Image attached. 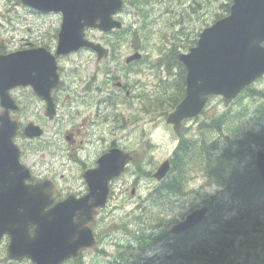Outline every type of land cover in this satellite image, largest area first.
Here are the masks:
<instances>
[{"label":"rangeland","instance_id":"rangeland-1","mask_svg":"<svg viewBox=\"0 0 264 264\" xmlns=\"http://www.w3.org/2000/svg\"><path fill=\"white\" fill-rule=\"evenodd\" d=\"M231 1L143 0L142 6L147 15L145 20L147 24L146 31L150 33V36L139 37L135 39L134 43L127 35L124 41H122L123 47L118 51V55L121 58L127 53L130 54L133 52L132 47H140L145 42L147 43L143 53L146 60L157 59L160 55L158 47L163 43L168 48H172V45H174L176 46V51L186 52L190 47L195 45L198 34L202 29L228 16ZM120 14L125 31H128L129 26L130 32L142 29V19L136 15L134 9L129 7V4H125ZM60 22V14L39 13L23 6L20 0H0V54L31 48L37 45L55 48ZM85 34L88 39L99 42L102 45L107 40L112 39L110 35H103L93 29L86 31ZM83 62L87 63L88 69L84 68V73L80 74L78 71ZM63 66L65 85L59 95L58 117L55 122L51 123L45 118L41 101L33 96L29 88H20L13 91L14 97L21 103V110L16 115L17 120L21 124L34 122L45 125L46 134L43 140L47 141V147L50 150H54L57 147L60 149L66 147V142L63 139L65 130L79 127L78 125L81 120L85 119L86 124L83 127L84 136L81 137L84 141V149H80L79 152L86 159V162L88 160L92 161L97 156L98 148L100 151L104 150L114 139L122 145H126L127 137L128 147L137 151V159L140 160V166L146 172L154 171L162 160L172 155L176 148L175 134L163 121H158L154 126L147 125L145 122L149 123L147 119L148 115L137 104H131V109H129L128 106H123L122 103H118L117 106H109L106 103L109 94L113 93L116 96H120L111 85L105 86L104 84L106 83V79L113 77L122 80L124 77L122 71L123 63L110 60L96 62L94 56L87 51H83L75 56H67L63 61ZM141 67L142 71L140 73L128 77V86L130 87L132 97H136L142 92H147L148 95L154 90L158 92L156 89L158 76L155 69L149 71L145 63ZM133 68L134 66L128 68L130 74H132L131 70ZM99 69L105 71L106 74L98 73ZM162 69L163 71L161 70L159 75L160 80L164 81L167 78L169 81L164 90L163 85H161L160 90V94L163 96L162 102L164 101L163 106H165V101L169 100L172 94L169 92L175 88V82L178 80V69L171 65L170 71L172 75L169 72H164V65H162ZM92 75L95 76L96 86H99L103 90V93L100 95L97 91H94L88 97H83V99L87 100V104L81 105V96L78 94L74 82L81 76L90 78ZM67 87L74 91L68 99L65 98V95L68 93ZM250 87L251 90L264 91V77L256 80ZM235 101L225 103L221 97H212L199 118L185 123L184 133L187 135V138L197 134L198 122H202L206 118L209 121L211 117L220 114L228 108H231L232 111L238 110V105ZM157 105L161 106L162 103L159 102ZM242 106L246 108L244 113L246 121L251 123L256 118H259L264 122V100L258 97L250 98L244 94ZM129 112L131 117H140V121L128 126ZM155 118L156 114L151 115V119L154 120ZM210 134L209 138H211ZM219 137L225 140L228 137V133L223 131ZM240 142L242 143V147L238 156L240 159H238L237 168L241 171L244 162H249L251 160L250 156L256 151L247 146V137L244 138V141ZM18 143L24 148V157L32 160L30 164L37 178L47 177L56 180L63 175L70 177L76 182L75 177L79 175L77 163L69 161L67 154L61 152L46 157L43 155L38 156L34 154V143L29 142L23 136L18 139ZM220 144H224V141H219L217 145ZM233 147L236 148V145H233ZM247 148H249V151ZM245 151L249 153H245ZM241 153H243L242 158ZM226 154L229 153L226 152ZM222 172L224 174L223 177H226V170ZM250 172L251 170L243 172L249 181L252 175ZM248 180L245 179L249 186L256 187L253 182L250 181V183ZM236 182H239L238 178ZM212 185L214 183L209 181L202 173H193L188 177L183 187V195L181 189H179V193L177 194H169V199L174 201L171 214L174 210L178 209L180 202L200 195L201 189ZM72 187L77 189L76 184H73ZM132 187L135 188V191L131 196L130 191ZM155 187H157V183L151 177L138 178L132 171L131 166L129 167L128 174L116 180L112 187L110 186L111 191L108 196L107 205L98 217V221L100 218L104 220L100 224H96L95 222L92 226V229L100 240L98 250L104 251L106 255L99 256L96 252H83L81 256L84 255V264H113L111 262L116 247L123 252L128 242L130 243L135 238L133 234L129 237L126 236L118 227L121 225H128L130 228L136 227V221H132L133 216L139 213L136 208L143 199L149 196ZM59 195L64 194L56 189L55 198L58 199ZM166 222L168 221L163 223ZM113 224L117 228H114V231H108V227ZM137 230H141V228L138 227ZM149 231L146 230V232ZM153 232L149 233L152 237ZM7 243L8 239L4 238L0 245V264H30L28 260L19 262L10 261L6 255ZM133 244L130 243V246L135 248L137 242ZM144 247L147 248L148 245H144ZM127 253L125 252V254ZM174 262L173 260L172 264ZM71 263L75 264L74 261H70L67 264ZM118 263H120L119 260L116 264Z\"/></svg>","mask_w":264,"mask_h":264},{"label":"water","instance_id":"water-1","mask_svg":"<svg viewBox=\"0 0 264 264\" xmlns=\"http://www.w3.org/2000/svg\"><path fill=\"white\" fill-rule=\"evenodd\" d=\"M20 1L39 12L61 14L56 56L83 47L100 52L98 45L84 39V31L96 28L109 32L121 27L113 15L120 11L122 0ZM263 42L264 0H233L230 15L205 29L188 53L177 56L187 74L185 97L166 119L174 131L179 130L183 119L201 111L208 95L233 98L263 74ZM103 55L105 53L100 57ZM139 58L140 54L135 53L128 62ZM56 71L55 57L45 48L0 55V106L3 109L0 113V237L5 233L10 235V258L26 256L35 264H60L64 259L76 257L81 249L94 246L92 231L86 226L94 214L91 209L105 205L108 182L119 174L124 163L116 157L117 151L103 156L100 170L88 178V195L81 201L68 199L47 211L51 202L50 184H25L30 176L28 169L19 162V149L13 141L18 126L11 120L10 111L17 107L10 90L31 87L34 94L46 100V114L52 119L54 109L49 94L59 84ZM24 134L38 137L41 131L28 124ZM115 161L118 166L113 163ZM256 168L264 183V154L258 153ZM168 169V162H164L154 177L161 180ZM199 223L201 214H194L173 232L184 233ZM30 225L34 226L32 233Z\"/></svg>","mask_w":264,"mask_h":264},{"label":"clouds","instance_id":"clouds-1","mask_svg":"<svg viewBox=\"0 0 264 264\" xmlns=\"http://www.w3.org/2000/svg\"><path fill=\"white\" fill-rule=\"evenodd\" d=\"M247 146L264 151V122L256 118L245 129ZM239 146L229 148L239 152ZM234 168L219 184L205 186L200 195L179 203L153 232L142 264H264V199L240 193ZM201 214V223L187 236L173 232L189 217Z\"/></svg>","mask_w":264,"mask_h":264},{"label":"trees","instance_id":"trees-1","mask_svg":"<svg viewBox=\"0 0 264 264\" xmlns=\"http://www.w3.org/2000/svg\"><path fill=\"white\" fill-rule=\"evenodd\" d=\"M135 35L136 33H134V36ZM176 52H177L176 46L172 45V48H170L167 51V53H165V55L163 56V59H165V65L167 70H169L170 64L173 66L174 65L178 66L180 70L177 80L178 83L175 89L172 91L169 100L165 101L166 111L169 108H173L175 104L179 101V99H181L180 97H182L184 93V82H183L184 70L176 61ZM250 90L251 89L248 88L245 90V92H248ZM252 93L256 94L257 92H252ZM241 100L242 97L238 99L239 101L238 110L232 111L229 108L223 111L221 114L212 117L210 123L207 124L203 123L199 127V134L195 139L193 138L186 139L177 148L176 153L179 154V164H180L179 170H176V168H172L171 176L167 178V180L163 182L152 193L150 203H148V205L146 206L140 205L138 207L139 213L133 216V219L138 220L140 222L139 227L141 228V233L137 238H135L137 242V246L135 248H132L129 245L130 243L128 242L127 254H125V250L123 252L120 251L117 252V259H119L120 264H142V260H143L142 253L146 249L143 245L144 244L149 245V243L151 242L150 240L145 238V235H148L150 232L154 231V229L159 227L164 218L161 217L160 214L155 212V210H159L160 212L164 211L165 203L169 199V193H175L177 190L183 189L189 176H191L193 173L200 172L207 179L211 181H215L216 184H219L222 179L226 177H230L233 169L237 168L238 159H240L238 158L240 151L235 153H230L229 148L235 149L233 145H236V147L239 146V149H241L242 143L240 141H244V138L247 137L245 133V129L250 124L249 121H246V119H244V113L246 111V108L245 106H242V104L240 103ZM223 131H226L228 133V137L225 138L224 144L222 146L217 145L219 142V136L222 134ZM208 133L212 134L210 141L208 140ZM247 149L249 151V148ZM192 151L193 152L195 151L194 152L195 154ZM220 151L221 152L225 151V154L226 152L229 154H226V156L222 158L220 155L221 154ZM248 151H245V153H249ZM242 157H243V153H241V158ZM210 160L211 163H208ZM250 169L255 172L254 169L249 168L248 165L244 163V165L241 167V172L243 173ZM223 170H226L227 172L226 177H223L224 176L222 172ZM253 175L254 176L252 175L250 176V181L253 182L256 185V187L259 186L260 190H263L264 188L261 185V182L256 172ZM238 179H239V182L237 183V186L239 187L237 188L238 191L244 195L253 196L256 187H251L247 184V182L245 181V179L248 180L246 175L243 174L242 176H239ZM161 188H163L164 190L161 191ZM123 230L127 232V229L125 227H123ZM146 230H150V231L146 232ZM190 232H188V234ZM133 233L137 234V229L131 230L128 226V235L130 236ZM188 234H184L183 236H187ZM75 264H80V262L75 261ZM173 264H175V262Z\"/></svg>","mask_w":264,"mask_h":264},{"label":"flooded vegetation","instance_id":"flooded-vegetation-1","mask_svg":"<svg viewBox=\"0 0 264 264\" xmlns=\"http://www.w3.org/2000/svg\"><path fill=\"white\" fill-rule=\"evenodd\" d=\"M128 32V31H126ZM110 40L114 41L116 40V37L113 35H110ZM108 58L104 59V60H110V61H117L119 63H123V74L124 77L122 78V80H119L118 78H110V79H106V83L104 84L106 85H111L117 92L118 94H120V96H116L113 93L109 94L106 103L109 106H117L118 103H122L123 106H128V96L130 95V92L128 90V64L125 63V59L126 56H128V53L126 55H123L121 58L118 55V51L123 47V44H118L115 42H112L111 44H109L108 46ZM82 52V51H81ZM78 52V53H81ZM72 54L70 56H75L76 54ZM90 53L92 56L95 57V61L96 62H100L101 60H97L96 56L94 54V52H88ZM63 59L62 58H58V73L60 75L61 78V83L60 86L58 87V89H56L55 91L52 92V99L54 102V106H55V110L56 113L58 114V107H59V95L61 94L63 87L65 85V81H64V66H63ZM84 68L88 69L87 63L83 62L82 66H80V69L78 71V73L82 74L84 73ZM98 73H103L106 74L105 71H103L102 69L98 70ZM75 83V87L77 89L78 94L81 96L80 100V104L81 105H86L87 104V100L83 99V97H88L89 95H91L94 91H97L98 94H102L103 90L99 87L96 86L95 84V76L92 75L90 78L88 77H79L76 79ZM118 84L119 86H117L116 84ZM77 84V85H76ZM67 94L65 95V98L68 99L70 97L71 94L74 93L73 90H71L69 87H67ZM129 92V94H128ZM34 96V95H33ZM35 97V96H34ZM116 100V101H115ZM133 104H137L139 107L141 106V104L143 103V100H139V98L134 97L130 100ZM16 102L21 105L18 100H16ZM42 109L44 112L45 109V104L47 105V102L44 104V102H42ZM144 112H147L148 110L143 109ZM149 120V118H147ZM155 120L157 119H152L150 121H148L149 123L145 122L147 125H153L155 124ZM86 124V120H81V122L79 123V127H72L68 130H65V132L63 133V139L66 142V147L60 149L59 147L55 148L54 150H50L49 147H47V141L43 140L44 139V135L46 134V127L43 124H39L42 129H43V135L40 138L37 139H31L29 140V142L34 143V154L38 155V156H49V155H54V154H58L61 152H64L65 154H67L69 161L73 162V163H77V167L79 170V175L76 178V182L74 180H72L70 177H65V176H61V178L63 179V185H62V190L65 194H67L66 196H70L71 195H75V196H82L87 192V184L85 183L84 180V173L87 171H90L92 169H95L97 167V163H98V159L100 158L101 155H103L104 153H106L107 151H109L112 148H119L121 150H124L125 152H128V137L126 138V145H122L121 143L117 142L115 139L112 140L106 147L104 150L100 151V149H97V156L91 161L88 160L86 162V159L82 156V154L79 152L80 149H84L83 148V144L84 141L81 138L82 136H84L83 133V127ZM98 125V124H97ZM60 134V133H59ZM80 137V138H79ZM20 137L16 138V143L18 144L19 148H20V152H21V160L22 162H25L28 166H31V159H27L24 157V148L22 145H20L18 143V139ZM50 142V141H48ZM119 144V145H118ZM123 147H122V146ZM121 147V148H120ZM32 167V166H31ZM124 174H128V166L126 167ZM36 178V177H34ZM47 177H43L41 179H36L33 180L32 182H36L42 179H46ZM53 183V187H55L54 182ZM73 184H76L77 189H74L72 187ZM65 196V197H66ZM99 214V212H98ZM102 220L100 219L98 221H96V224H100ZM128 247V244L127 246Z\"/></svg>","mask_w":264,"mask_h":264},{"label":"bare ground","instance_id":"bare-ground-1","mask_svg":"<svg viewBox=\"0 0 264 264\" xmlns=\"http://www.w3.org/2000/svg\"><path fill=\"white\" fill-rule=\"evenodd\" d=\"M45 14H51V13H45ZM220 18H221V17H220ZM218 19H219V18H218ZM177 94H178V93H177ZM177 96H178V95H177ZM180 98H181V97H180ZM179 100H180V99H179ZM206 141H207V140H206ZM219 141H224V139L221 138V137H219ZM206 143H207V142H206ZM202 144H203V143H202ZM207 144H208V143H207ZM118 145H119V144H118ZM220 145L222 146L223 144H220ZM121 146H122V145H121ZM122 147H123V146H122ZM219 147H220V146H219ZM114 148H115V147H114ZM120 148H121V147H120ZM225 148H226V146H225ZM225 148H224V149H225ZM203 149H204V148H203ZM205 149H206V148H205ZM213 149H214V148H213ZM213 149H212V151H213ZM200 150H201V149H200ZM208 150H209V148H208ZM198 151H199V149H198ZM205 151H206V150H205ZM192 152H193V151H192ZM194 152H195V151H194ZM194 152H193V153H194ZM203 152H204V151H203ZM218 152H219V151H218ZM258 153H260V154L263 155V152H262V151H256L255 153H252V156H253V157H257V156H258ZM194 154H195V153H194ZM194 154H193V155H194ZM205 154H206V153H205ZM193 155H192V156H193ZM198 155H199V154H198ZM201 155H202V154H201ZM220 155H221L222 158H224V157L226 156L225 151L221 152ZM195 156H196V155H195ZM204 156H205V155H204ZM201 157H203V156H201ZM196 158H197V157H196ZM209 158H210V156H209ZM209 158H208V160H209ZM219 158H220V157H219ZM222 158H221V159H222ZM203 160H204V159H203ZM208 160H207V161H208ZM211 160H212V159H211ZM211 160H210L208 163H211ZM205 162H206V161H205ZM179 167H180V164H179V162H178V163L176 164V170H179ZM252 169H253V168H252ZM250 170H251V169H250ZM250 173H252V176H254L253 174H255V172L252 171V170H251ZM236 183H238V182H236ZM257 188H259V186H258ZM240 189H241V188H240ZM161 190H164V189L161 188ZM177 193H179V190H177L175 193H169V194H173V195H174V194H177ZM137 233H138V234L133 233V235H134L135 238H137V237L139 236V234L141 233V230H137ZM135 238H134L133 241L130 242L132 245H134L133 243L136 242ZM145 238L148 239V240H150V241H153V239H154V237H152V236L149 235V234H148V235H145ZM129 245H130V244H129ZM144 245H147V244H144ZM144 245H143V246H144ZM126 246H127V245H126ZM126 246H125V249H124V250H125V252H128V247H126ZM118 264H120V263H118Z\"/></svg>","mask_w":264,"mask_h":264}]
</instances>
